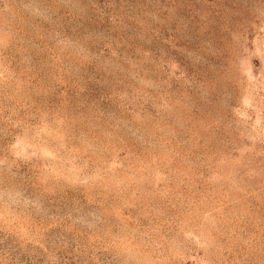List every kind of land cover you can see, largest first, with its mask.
<instances>
[{
    "label": "rangeland",
    "instance_id": "rangeland-1",
    "mask_svg": "<svg viewBox=\"0 0 264 264\" xmlns=\"http://www.w3.org/2000/svg\"><path fill=\"white\" fill-rule=\"evenodd\" d=\"M0 264H264V0H0Z\"/></svg>",
    "mask_w": 264,
    "mask_h": 264
}]
</instances>
